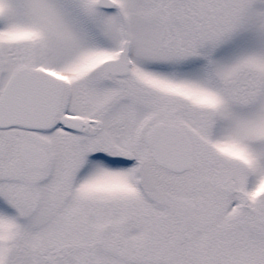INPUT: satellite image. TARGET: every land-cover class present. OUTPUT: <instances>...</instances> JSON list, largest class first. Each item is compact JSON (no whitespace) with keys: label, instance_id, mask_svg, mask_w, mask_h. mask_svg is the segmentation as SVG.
Here are the masks:
<instances>
[{"label":"snow or ice","instance_id":"obj_1","mask_svg":"<svg viewBox=\"0 0 264 264\" xmlns=\"http://www.w3.org/2000/svg\"><path fill=\"white\" fill-rule=\"evenodd\" d=\"M0 264H264V0H0Z\"/></svg>","mask_w":264,"mask_h":264}]
</instances>
